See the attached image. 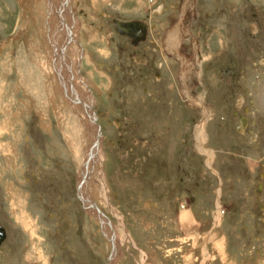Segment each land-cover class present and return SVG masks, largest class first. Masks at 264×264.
<instances>
[{"label": "rangeland", "instance_id": "obj_1", "mask_svg": "<svg viewBox=\"0 0 264 264\" xmlns=\"http://www.w3.org/2000/svg\"><path fill=\"white\" fill-rule=\"evenodd\" d=\"M55 1L74 17L61 76L57 9L0 0V264H264V0H197L188 57L184 0ZM113 18L147 20L148 38L119 37ZM90 104L108 193H85L108 227L79 190Z\"/></svg>", "mask_w": 264, "mask_h": 264}, {"label": "bare ground", "instance_id": "obj_2", "mask_svg": "<svg viewBox=\"0 0 264 264\" xmlns=\"http://www.w3.org/2000/svg\"><path fill=\"white\" fill-rule=\"evenodd\" d=\"M56 3V4H54V3ZM64 2H65V4H64V6L65 7H68L69 6V0H64ZM49 3H50V6H51V8H53V6H54V8H56L57 9V11H59V6H58V3H57V1H55V0H49ZM70 7V6H69ZM66 9V8H65ZM73 10V9H72ZM56 14V13H55ZM52 15V14H51ZM54 17V16H53ZM73 19H74V17L73 16H71V15H68L67 16V18L66 19H64L63 21L61 20V17H59V16H56L55 17V19L54 20H52L53 21V24L51 25V28L53 29V28H56L57 27V30L55 31V30H53V32H52V34L50 35V45H51V50H50V53H51V58L53 59V63H55V67H56V70H57V72H59V70H61L62 69V66H61V64H66L65 62H66V60H65V58L66 57H64L63 56V54L62 53H60L61 52V46L62 45H64V47H67V44H70V45H72V42H71V40L73 39V34L71 33L70 34V29H71V26L73 25ZM120 20V19H119ZM86 25H87V23H86ZM87 29H89V28H87ZM73 30V29H72ZM74 31V30H73ZM118 33H120V32H118ZM148 33V32H147ZM64 34H65V37H63L64 36ZM120 34H123V35H126V34H124V33H120ZM130 37V36H129ZM139 41H141V40H137V42H139ZM136 42V43H137ZM135 43V42H134ZM135 43V44H136ZM63 47V46H62ZM73 48V47H72ZM66 49V48H65ZM68 49H69V47H68ZM74 49H75V47H74ZM63 50V49H62ZM71 50V49H70ZM64 52V51H63ZM79 53V52H78ZM65 54V53H64ZM67 54V53H66ZM76 54V53H75ZM82 54V53H81ZM87 55V54H86ZM88 56V55H87ZM73 58V57H72ZM78 58H80V57H78ZM91 59V58H90ZM72 60V59H71ZM84 63H88V61H89V59H88V57L86 58V56L84 57ZM59 61H60V63H59ZM172 61V60H171ZM68 62V61H67ZM72 63V62H71ZM76 63V62H75ZM89 63H91V62H89ZM78 64V63H77ZM82 65H83V63H82ZM54 68V67H53ZM79 70V66H75V64L74 65H69L68 66V69H67V71L69 72V78L71 79H69L70 80V82H71V84H72V87H73V78H74V76H73V73H74V71H76V70ZM62 72V71H61ZM63 74V73H62ZM80 76V75H79ZM78 76V77H79ZM85 83V81L83 82V84ZM75 85V84H74ZM78 85V84H77ZM82 87V86H81ZM76 88V87H75ZM77 88H79V87H77ZM83 88V87H82ZM70 89V88H69ZM82 91V90H81ZM78 95V94H77ZM84 98V99H83ZM81 97V96H79L78 97V99H80V101L81 102H86V98L85 97ZM86 99V100H85ZM92 100H93V98H92ZM91 100V101H92ZM88 101V100H87ZM94 102V101H93ZM77 103V102H76ZM80 103V102H79ZM91 103V102H90ZM84 107V106H83ZM82 107V108H83ZM87 107V106H86ZM94 111H95V109H94ZM83 113L85 114V116H87V119L88 118H90L91 119V122H92V124L96 127V129H94V137H95V141H97L96 142V144H94L93 145V149H91V151H90V153H92L91 155H90V153H89V158H88V161H87V165L88 164H90V165H88L89 167H87V170L84 172L83 171V176H82V178H81V181L79 182V190H80V193H81V196H83V198H84V200H85V202H87V204H89V206H88V208L89 209H92V210H97L100 214H102V217H104V218H102L103 220H102V222H103V227H104V225H106L107 227L109 226V220H108V218H106L107 216H106V214L105 213H103V211L97 206V204H95V203H93V201L91 202V201H89L90 199H89V195H88V193L86 194L85 193V190H87V188L88 187H86V185L88 186L89 184H91L92 182H91V180H97V182L98 183H100L101 185H102V187H103V193L105 194V196H106V194L108 193L107 192V189H106V180H105V175H104V170H103V167H104V156L102 155V150H103V148H102V141H103V136H102V131H100V129H101V126H100V124H99V118H98V114H96V118H94V116H93V112L92 111H90V108L89 107H87V110L86 111H83ZM88 115H91V117H89ZM85 118V117H84ZM86 119V120H87ZM98 123V124H97ZM97 131V132H96ZM98 131H100L99 133H98ZM94 141V142H95ZM102 149L101 150V154H100V152H99V149ZM105 154V153H104ZM89 162V163H88ZM91 166H93V167H91ZM88 169L89 170H91L90 171V173L89 174H86L87 173V171H88ZM100 174L101 175H103L102 177L100 176ZM90 181V182H89ZM104 197V196H103ZM107 197V196H106ZM109 201V200H108ZM185 215V214H184ZM191 219V218H190ZM122 221H120V223H121ZM189 222V221H188ZM112 224V223H111ZM123 224V223H122ZM125 227V226H124ZM106 230V229H105ZM110 230H111V228H110ZM115 231V230H114ZM125 231H126V229H125ZM106 232H108L109 234L111 233L108 229H107V231ZM128 231H126L125 232V236H122V237H125V238H128ZM116 233H112V236H114V240H115V245L113 246V253L117 250V247H119V245H118V235L116 236L115 235ZM123 234H124V232H123ZM120 243H122V242H120ZM121 246V245H120ZM111 258H112V255H111ZM110 258V259H111Z\"/></svg>", "mask_w": 264, "mask_h": 264}, {"label": "flooded vegetation", "instance_id": "obj_3", "mask_svg": "<svg viewBox=\"0 0 264 264\" xmlns=\"http://www.w3.org/2000/svg\"><path fill=\"white\" fill-rule=\"evenodd\" d=\"M196 1L197 0H184V2H185V9H184V11H183V13H182V15H181V17H178V19H179V23H178V29L180 30V35H179V44H178V50L180 51V52H182L183 54H185L187 57L189 56V54L192 52V49H191V47L192 46H184V45H182V41H184V40H187L188 41V44H192L191 42L193 41L192 39H193V37H194V35H193V33L191 32V23H192V19H194V16H196L197 15V11H196V8H197V5L198 4H196ZM181 2V1H180ZM113 19H115V18H113ZM177 19V18H176ZM78 20V19H77ZM120 20H129V19H120ZM137 20H143V21H145L146 22V33H145V37H144V39H139L138 38V36L137 37H135L136 39H133V38H131V37H129V36H127V35H123V34H120V33H118L117 31H116V33L119 35V37L121 36V38H128L129 39V41L133 44V45H135V46H137V45H140V43L141 42H144L145 41V39L146 38H148V35H149V23L147 22V20H145V19H143V18H141V19H137ZM112 22H113V20H112ZM114 24V23H113ZM170 24H172V22H169L168 23V25H167V27H169V25ZM114 27H115V25H114ZM72 29H73V25L71 26V29H70V34L72 33L73 34V32H72ZM166 29V28H165ZM116 30V29H115ZM140 31H141V29H140ZM148 32V33H147ZM139 37H141V36H139ZM135 40H136V42H137V40H141V41H139V42H137L136 44L135 43H133V42H135ZM194 41H196V45H195V47L194 48H196V47H198V40H197V38H195L194 39ZM164 54H166V51H164ZM167 56H168V54H166ZM169 56L173 59V62H174V60H175V63L177 64V65H179V61H178V58H177V56L176 55H174V54H171L170 55V53H169ZM196 56L198 57V59H203V56L201 55V53H200V51L198 50V49H196ZM84 59V58H83ZM83 61V60H82ZM82 67H83V65H82ZM60 76L62 75V72H61V70H59V72H57ZM178 84V83H177ZM189 94H190V91H189ZM184 98H188V96H185ZM182 101H184L183 99H182ZM188 102V107H190L191 109H193V110H197L199 113H201V111H202V109H203V106H204V103H205V100H204V98H202V102H199L198 104H196V105H192V103L193 102H189V100H187ZM192 101V100H191ZM189 103H191L190 104V106H189ZM94 105V104H93ZM186 105V106H187ZM91 107H92V110L94 111V106H92V104H91ZM92 111V112H93ZM96 111V110H95ZM205 113H206V110H205ZM202 116H204V113H202ZM205 120H206V118H205ZM204 120V121H205ZM243 124H244V126H246L247 124H248V122H244V119H243ZM195 130H197V129H195ZM243 133H244V130L242 131ZM195 133H196V131H195ZM7 238V231H6V228H5V226H3L1 223H0V244H1V242H3L5 239ZM7 240H5V242H6Z\"/></svg>", "mask_w": 264, "mask_h": 264}, {"label": "water", "instance_id": "obj_4", "mask_svg": "<svg viewBox=\"0 0 264 264\" xmlns=\"http://www.w3.org/2000/svg\"><path fill=\"white\" fill-rule=\"evenodd\" d=\"M113 23L115 24V29L117 32L124 33L133 39H136L135 37H137V36L139 39H144V37H145V25L146 24L141 20H137V19H130V20L113 19ZM139 27L142 28V32L140 35L141 37H139V33L136 30V28L138 29ZM135 43H136V40H135ZM64 88H66L65 85H64ZM69 97H71V96H69ZM69 99H71L74 103H76L75 100L78 99V97L77 96L71 97ZM89 108H90V110L92 109L91 104L89 105ZM91 111H93V110H91Z\"/></svg>", "mask_w": 264, "mask_h": 264}, {"label": "crops", "instance_id": "obj_5", "mask_svg": "<svg viewBox=\"0 0 264 264\" xmlns=\"http://www.w3.org/2000/svg\"><path fill=\"white\" fill-rule=\"evenodd\" d=\"M58 6H59V11H57L58 12L57 16L62 17L63 16V11H62L63 6L61 4L60 5L58 4ZM53 8H54V6H53ZM55 12H56V8H55Z\"/></svg>", "mask_w": 264, "mask_h": 264}]
</instances>
